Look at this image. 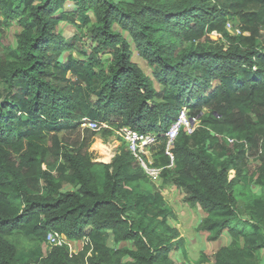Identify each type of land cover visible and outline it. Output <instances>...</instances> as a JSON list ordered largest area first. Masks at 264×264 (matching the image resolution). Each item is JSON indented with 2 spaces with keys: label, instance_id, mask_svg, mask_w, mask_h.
Listing matches in <instances>:
<instances>
[{
  "label": "trees",
  "instance_id": "16d2710c",
  "mask_svg": "<svg viewBox=\"0 0 264 264\" xmlns=\"http://www.w3.org/2000/svg\"><path fill=\"white\" fill-rule=\"evenodd\" d=\"M61 22L88 35L82 59ZM14 25L15 46L0 40V264H175L183 239L164 197L140 192L148 179L123 143L96 162L85 121L107 126L103 141L122 128L157 136L152 164L204 214L196 231L230 239L198 264H264V0H0V27ZM183 109L198 126L179 130L168 169L164 134ZM253 155L259 193L244 197V220L239 163ZM52 232L62 245L35 262L6 238Z\"/></svg>",
  "mask_w": 264,
  "mask_h": 264
},
{
  "label": "rangeland",
  "instance_id": "374dc122",
  "mask_svg": "<svg viewBox=\"0 0 264 264\" xmlns=\"http://www.w3.org/2000/svg\"><path fill=\"white\" fill-rule=\"evenodd\" d=\"M126 1V0H121ZM66 11H73L74 7L71 4H67L65 6ZM232 27L231 31L237 33V24L235 22H231ZM20 31V29L14 25L10 28L8 27H0V40L2 43L9 42L11 47L15 46L14 36ZM55 33L63 36L69 44H72L74 49L70 51L68 54L75 59H82V53H90L91 47L93 44L89 40L88 35L85 34L84 30H79L75 27L74 24L61 22L56 27ZM213 38H217L216 34L212 35ZM264 37V36H263ZM2 50H0V55ZM81 53V54H80ZM101 62L102 66L106 68L108 65L109 57L106 54H101ZM134 61L140 66L142 70L148 75L151 76V71L148 70L145 63L142 62L137 56L134 54ZM193 126L197 128L198 123L196 121L192 122ZM94 142L90 147V151H92L95 156L96 162L101 163H109L113 156L116 153L117 147L120 144V140L116 137H110L108 141H103L99 137L98 132H95ZM74 135L71 136L73 138ZM229 143V142H228ZM229 144V149L232 147ZM102 148H105L107 151H110L111 158L109 161H103ZM155 151H151L149 160L152 161L154 157L157 155ZM253 154V152H252ZM156 155V156H155ZM51 163V162H50ZM259 166V160L250 156L247 160H243L239 163V168L241 169V176L246 179L245 184H240L237 186V194L238 195V209L240 211V215L244 220L248 219L246 211L244 209V197H247L250 194H258L259 187L256 186L255 181L257 177V167ZM234 177V172L229 173V179ZM172 175H169L168 182L162 183V180L157 183H152L148 180L147 183L142 182L140 186L141 193H150L152 191H157L162 194L168 209L171 211L173 215V219L169 220L171 226L176 227L177 229L186 233L188 240L196 239L199 242L196 247H192L189 249L191 264H198L200 256L204 255L210 257L216 248L226 245L230 242L228 234L224 233L221 237L219 243H210L207 241V234L204 232L196 231L195 227L198 222L203 218L204 214L199 209H191L183 202V194L177 190L171 181ZM69 189L68 185L63 186V191H67ZM12 244L16 246L17 249V259L19 262H25L27 260H31L33 262L37 261L41 256H44L49 248L51 247L45 242L39 243L35 240L24 237L19 233H13L6 237ZM185 244V242H184ZM82 242H72L70 243V249L72 252H77L81 249ZM186 247V246H183ZM261 256L264 259V250L261 251ZM176 263L182 264V257L180 255L176 256ZM211 264V263H206Z\"/></svg>",
  "mask_w": 264,
  "mask_h": 264
},
{
  "label": "built area",
  "instance_id": "2783aa9c",
  "mask_svg": "<svg viewBox=\"0 0 264 264\" xmlns=\"http://www.w3.org/2000/svg\"><path fill=\"white\" fill-rule=\"evenodd\" d=\"M231 27V23H228L226 25V28L230 33L238 34V31L237 33L232 32L230 30ZM193 121L195 120L188 119L187 111L183 109L180 112L177 121L173 123L164 134V155L169 160V166H167L168 169H172L174 167L173 148L174 141L178 135L179 130L185 128L187 130V133H192L196 129L192 124ZM83 126L95 132L100 131L102 128H107L105 124H98L95 121H85ZM114 136H116L120 140V144L123 143L125 145L126 150L131 155L136 165L143 171L149 181H151L152 183H157L158 181H160V174L162 169L154 167L152 164L153 160H149L152 149L156 148L160 144V142L157 141V136L155 134H143L135 132L129 128H122L116 131ZM227 140L229 143L233 142V140L231 139ZM45 241L50 246H61L63 243L60 236L55 232L49 233Z\"/></svg>",
  "mask_w": 264,
  "mask_h": 264
},
{
  "label": "crops",
  "instance_id": "0c3cea01",
  "mask_svg": "<svg viewBox=\"0 0 264 264\" xmlns=\"http://www.w3.org/2000/svg\"><path fill=\"white\" fill-rule=\"evenodd\" d=\"M191 209H194V208H191ZM172 227H174V226H172ZM174 228H176V227H174ZM177 230L179 232L180 238H182L183 241H182V245L179 247V250H177V251H175V252H173L171 254V258L174 261V263L177 264L176 263V259H175L176 256L180 255L182 257V254H185V258L182 257V262L181 263L182 264H191V259H190V256H189L190 255L189 249L192 248V247H196L198 245L197 242H199V241L196 240V239L188 240V237H187L185 232H183V231H181L179 229H177ZM184 242H185V244H184ZM183 246H186V247H183Z\"/></svg>",
  "mask_w": 264,
  "mask_h": 264
},
{
  "label": "bare ground",
  "instance_id": "6f19581e",
  "mask_svg": "<svg viewBox=\"0 0 264 264\" xmlns=\"http://www.w3.org/2000/svg\"><path fill=\"white\" fill-rule=\"evenodd\" d=\"M101 151H104V153H102L103 161H109L111 158L110 151H107L105 148H102Z\"/></svg>",
  "mask_w": 264,
  "mask_h": 264
},
{
  "label": "water",
  "instance_id": "95a60500",
  "mask_svg": "<svg viewBox=\"0 0 264 264\" xmlns=\"http://www.w3.org/2000/svg\"><path fill=\"white\" fill-rule=\"evenodd\" d=\"M114 157V156H113ZM111 163V161L109 162V163H105V164H110Z\"/></svg>",
  "mask_w": 264,
  "mask_h": 264
}]
</instances>
